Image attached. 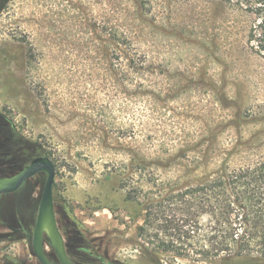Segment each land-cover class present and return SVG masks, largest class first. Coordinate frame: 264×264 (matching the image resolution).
<instances>
[{"label":"rangeland","instance_id":"1","mask_svg":"<svg viewBox=\"0 0 264 264\" xmlns=\"http://www.w3.org/2000/svg\"><path fill=\"white\" fill-rule=\"evenodd\" d=\"M254 22L213 0H0V177L17 174L29 150L52 160L75 264H160L142 250L160 254V238L190 254L168 252L166 264H208L175 232L160 237L158 199L224 159H264ZM45 181L38 174L0 196V264H39L32 240Z\"/></svg>","mask_w":264,"mask_h":264},{"label":"trees","instance_id":"2","mask_svg":"<svg viewBox=\"0 0 264 264\" xmlns=\"http://www.w3.org/2000/svg\"><path fill=\"white\" fill-rule=\"evenodd\" d=\"M213 1L255 17L248 32V45L254 54L264 58V0ZM137 69L134 66V70L138 71ZM262 125L264 132V118ZM262 146L264 148V141ZM39 156L32 157L29 150L15 170L25 168L30 160ZM145 163L158 167L162 164L158 159L141 160L139 165ZM193 177L184 186L180 187L177 181L174 187L164 186L160 191V237L166 233L168 236L165 234V237L172 240L174 236L169 233L175 232L178 240L191 242L190 247H194L197 262L264 264V159L254 164L238 166L231 158H227L209 172ZM30 182L24 183L22 188ZM129 187L128 182L121 184L124 190ZM127 199L140 201L130 194ZM153 203L154 200L143 202L148 222L153 215ZM36 204L35 210L38 212V202ZM173 212L175 214L172 215ZM177 213L182 215L181 218H177ZM203 220H206L205 224L202 223ZM140 231L142 237L145 236L147 230L140 228ZM61 232L66 236L69 252L72 247L69 240L72 238L65 235V230L61 229ZM179 247L172 242L161 241L160 238V254L148 252L144 247L142 250L144 257L147 258L145 253L151 258L160 255V264H166L163 256L168 252H175V259L190 257L184 248ZM156 260L158 261L156 257L150 259L153 262ZM16 261L7 259V263ZM101 263L122 264L105 258H101Z\"/></svg>","mask_w":264,"mask_h":264},{"label":"water","instance_id":"3","mask_svg":"<svg viewBox=\"0 0 264 264\" xmlns=\"http://www.w3.org/2000/svg\"><path fill=\"white\" fill-rule=\"evenodd\" d=\"M44 174L46 181L39 204L32 240L33 252L40 264H54L46 252V243L54 251L59 264H75L70 258L66 240L56 218L54 184L56 168L48 157H37L17 174L0 177V196L16 193L25 182L38 174Z\"/></svg>","mask_w":264,"mask_h":264},{"label":"flooded vegetation","instance_id":"4","mask_svg":"<svg viewBox=\"0 0 264 264\" xmlns=\"http://www.w3.org/2000/svg\"><path fill=\"white\" fill-rule=\"evenodd\" d=\"M39 157H40V156H39ZM41 157H47V156H41ZM36 158H37V157H36ZM34 159H35V158H34ZM32 160H33V159H32ZM32 160H31V161H32ZM31 161L29 162V164L31 163ZM29 164H28V165H29ZM28 165H27V166H28ZM21 170H22V169H21ZM40 174H41V173H40ZM36 176H37V175H36ZM36 176H35V177H36ZM35 177H34V178H35ZM32 179H33V178H32ZM32 179H31V180H32ZM31 180H29V181H31ZM27 182H28V181H27ZM25 183H26V182H25ZM21 188H22V187H21ZM21 188H20L18 191H20ZM18 191H17V192H18ZM6 195H7V194H6ZM2 196H3V195H2ZM55 211H56V210H55ZM60 230H61V229H60ZM64 238H65V237H64ZM65 240H66V239H65ZM69 255H70V254H69ZM48 257H49V256H48ZM70 258H71V256H70ZM49 259H50V258H49ZM71 259H72V258H71ZM72 261H73V260H72ZM52 263H53V262H52ZM10 264H13V263H10ZM39 264H40V263H39Z\"/></svg>","mask_w":264,"mask_h":264}]
</instances>
